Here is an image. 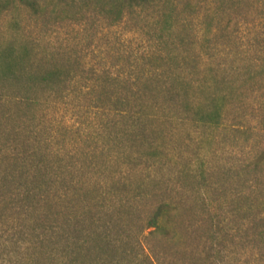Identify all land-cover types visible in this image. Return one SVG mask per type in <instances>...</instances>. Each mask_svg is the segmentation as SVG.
<instances>
[{"label": "trees", "instance_id": "1", "mask_svg": "<svg viewBox=\"0 0 264 264\" xmlns=\"http://www.w3.org/2000/svg\"><path fill=\"white\" fill-rule=\"evenodd\" d=\"M212 4L0 0V264H264V200L257 214L253 202L221 205L222 217L205 147L218 131L241 130L226 113L234 96L244 107L245 83L261 89L264 38L258 62L229 67L220 45L230 38L213 28ZM23 10L28 17L11 16ZM48 15L144 36L132 78L114 73L118 64L74 66L70 53L42 50L26 30ZM263 155L243 169L263 174ZM184 189L210 213L197 257L180 246Z\"/></svg>", "mask_w": 264, "mask_h": 264}, {"label": "rangeland", "instance_id": "2", "mask_svg": "<svg viewBox=\"0 0 264 264\" xmlns=\"http://www.w3.org/2000/svg\"><path fill=\"white\" fill-rule=\"evenodd\" d=\"M212 12V24L217 30V35L227 33L230 38L225 47L219 44L225 52L230 54L227 59L229 67L238 65L242 58L247 63L252 60L258 62L262 50L258 42L264 38V0H213ZM12 15L24 18L28 17V12L14 11ZM52 18L53 15H48L45 20L47 21L46 26L39 21L38 25L26 30L27 34L34 39L40 40L42 50H47L48 54L70 53V56H73L74 66H77V60L81 66L89 65L95 68H113L118 64L113 72L116 73L119 68L123 80L132 78L130 74L134 70H131L129 65L137 61L132 58L129 60V58L139 57L143 53L144 46H146L143 42L144 36L129 32L126 26H118L113 30L102 32L97 25L72 26L67 20L53 23ZM5 24L8 25V22ZM219 25H227V30L220 32ZM82 82L87 81L82 79ZM252 85L254 86L248 82L241 87L240 91L243 96L240 97L244 100V107L238 108L241 99L237 101V96H234L232 105L228 108L229 112L226 113L228 122L241 125L239 127L241 130L218 131L215 142L205 143L206 149L211 151L210 154L213 153L211 158H208L210 166L215 168L213 172L215 174L209 180L214 190L209 191V196L213 200V206L221 215L223 214L222 217L224 212L218 209L221 205L240 201L247 202V204L253 202L254 207L250 210V214H257L261 209L256 202L264 200V173L248 174L243 169L245 162H253L258 156L264 154V83L260 85L261 89L253 94ZM258 85L255 84V86ZM128 96L135 97L133 91L128 92ZM94 97L100 102H109L108 95L106 96L100 90ZM81 104L87 105L90 102L83 99ZM241 115L244 116L243 120L238 118ZM65 116L69 120L73 118L69 114ZM185 134H178V143L181 144L186 138ZM181 148L185 152L188 151L186 145H182ZM189 150L192 152L195 148ZM214 183L218 186L216 187ZM187 190L184 189L182 193H179L186 203L180 212V223L185 235L180 241V246L187 250L186 256L189 257L188 253L191 252V255L197 257L196 255L208 246L207 236L210 228L208 214L210 213L201 202L196 200L197 194L192 195V192Z\"/></svg>", "mask_w": 264, "mask_h": 264}]
</instances>
